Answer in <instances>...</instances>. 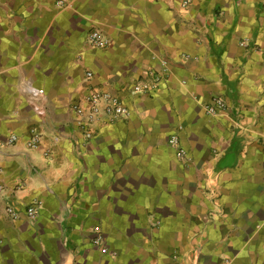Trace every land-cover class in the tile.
Here are the masks:
<instances>
[{
  "label": "crops",
  "instance_id": "1",
  "mask_svg": "<svg viewBox=\"0 0 264 264\" xmlns=\"http://www.w3.org/2000/svg\"><path fill=\"white\" fill-rule=\"evenodd\" d=\"M56 1L0 0V264H264V0ZM92 90L129 114L86 138L69 105Z\"/></svg>",
  "mask_w": 264,
  "mask_h": 264
},
{
  "label": "built area",
  "instance_id": "2",
  "mask_svg": "<svg viewBox=\"0 0 264 264\" xmlns=\"http://www.w3.org/2000/svg\"><path fill=\"white\" fill-rule=\"evenodd\" d=\"M192 0H181V6L187 8L190 6ZM65 3L64 0H57L55 4L62 6ZM86 43L90 48L104 49L111 45V40L106 37L100 30L94 28L86 36ZM87 78L92 76L91 73L86 74ZM164 72L150 71L146 77H141L136 80L131 86L130 91L133 94H150L155 92L160 86ZM27 93L33 98H38L43 94V90L33 86L30 82L25 85ZM72 111L75 122L78 128L83 131V135L86 138L91 137L90 127L102 120L103 116H106L108 121H112L118 117L128 116L129 112L121 100L119 94L111 92L109 90H92L86 96L79 100H76L69 105ZM226 109V104L221 97H214L205 105V112L210 115H218ZM18 136L15 134H8L6 136L7 143L15 142ZM40 141L39 134L32 130L29 138L25 141V145L30 149H35ZM168 143L177 150V156L184 162H189L186 153L179 146L178 136L173 133L168 138ZM4 188L0 186V196L3 194ZM37 202H32L25 209L27 217L31 220L35 219ZM8 216L14 220L19 217V213L10 206L5 208ZM93 243L104 248L103 240L98 232L95 233Z\"/></svg>",
  "mask_w": 264,
  "mask_h": 264
},
{
  "label": "rangeland",
  "instance_id": "3",
  "mask_svg": "<svg viewBox=\"0 0 264 264\" xmlns=\"http://www.w3.org/2000/svg\"><path fill=\"white\" fill-rule=\"evenodd\" d=\"M92 243H93V241H92ZM94 244V243H93ZM104 244V243H103ZM95 246H98V245H96V244H94ZM104 248H102L101 246H98V247H100V248H102V249H106V245L104 244Z\"/></svg>",
  "mask_w": 264,
  "mask_h": 264
}]
</instances>
